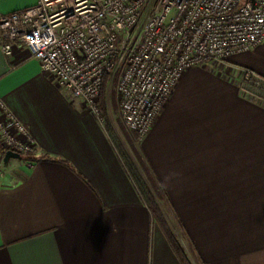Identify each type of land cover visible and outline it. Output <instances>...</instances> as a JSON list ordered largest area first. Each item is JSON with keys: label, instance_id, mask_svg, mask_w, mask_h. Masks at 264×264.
I'll list each match as a JSON object with an SVG mask.
<instances>
[{"label": "crops", "instance_id": "crops-1", "mask_svg": "<svg viewBox=\"0 0 264 264\" xmlns=\"http://www.w3.org/2000/svg\"><path fill=\"white\" fill-rule=\"evenodd\" d=\"M36 2L0 0V15ZM233 56L186 69L138 140L197 264H264V41ZM0 95L36 157L0 168V264H181L103 118L20 41L6 55L0 38Z\"/></svg>", "mask_w": 264, "mask_h": 264}, {"label": "built area", "instance_id": "built-area-1", "mask_svg": "<svg viewBox=\"0 0 264 264\" xmlns=\"http://www.w3.org/2000/svg\"><path fill=\"white\" fill-rule=\"evenodd\" d=\"M0 38L6 55L20 41L101 120L102 85L115 80L120 121L138 141L186 69L223 63L264 41V0H37L0 15ZM242 75L252 79L250 71ZM0 144L34 151L1 95Z\"/></svg>", "mask_w": 264, "mask_h": 264}, {"label": "trees", "instance_id": "trees-1", "mask_svg": "<svg viewBox=\"0 0 264 264\" xmlns=\"http://www.w3.org/2000/svg\"><path fill=\"white\" fill-rule=\"evenodd\" d=\"M114 93H115V80L112 81L111 87H108V80L105 79L100 92V107L102 110V118L105 122V126L111 133L113 141L115 142L117 149L121 155L122 161L129 173L132 182L134 183L139 195L141 196L144 203L150 210L153 221H155L163 230L165 236L167 237L173 251L179 258L181 264H197L192 255L184 249L183 245L179 242L175 234L173 233L168 220L161 204V191L158 188L156 182L154 181L151 170L141 158L138 149L133 142L131 136L123 128L121 124V131L124 134L127 146L131 151V155L119 139L116 130L112 127L113 122L116 123V118L113 119L110 115L111 111L115 110L114 106ZM119 122V121H118ZM134 136V135H133ZM6 149L0 144V155H4ZM23 159H36L32 152L21 154Z\"/></svg>", "mask_w": 264, "mask_h": 264}, {"label": "rangeland", "instance_id": "rangeland-1", "mask_svg": "<svg viewBox=\"0 0 264 264\" xmlns=\"http://www.w3.org/2000/svg\"><path fill=\"white\" fill-rule=\"evenodd\" d=\"M234 58V56L233 57H229L228 59L229 60H232ZM111 87V86H110ZM109 87V88H110ZM113 99H114V106H117V110H118V102H117V95H116V91H115V93H114V97H113ZM111 113H112V111H111ZM112 118H114L113 117V115H110ZM117 120V119H116ZM119 124H121L122 125V123H120V121L118 122V120L116 121V124L113 122V124H112V127L116 130V132H117V134H118V136H119V139L123 142V144H124V146L126 147V149L128 150V152L130 153V155H131V151H130V149H129V147L127 146V142L125 141V137H124V134H123V132L120 130L121 129V127L119 126ZM123 126V128L127 131V132H129L128 134L129 135H131L133 138H134V134H133V132L132 131H130V130H128V129H126L125 127H124V125H122ZM134 143H135V145H136V147H138V141L134 138ZM10 161H19V160H17V159H15V158H10ZM10 163V162H9ZM7 165H9V164H7ZM4 166H6V164L4 165ZM164 196H162L161 195V198H163Z\"/></svg>", "mask_w": 264, "mask_h": 264}, {"label": "water", "instance_id": "water-1", "mask_svg": "<svg viewBox=\"0 0 264 264\" xmlns=\"http://www.w3.org/2000/svg\"><path fill=\"white\" fill-rule=\"evenodd\" d=\"M22 156L20 153L12 151V150H6L3 155V163L6 164L10 158H16L20 159Z\"/></svg>", "mask_w": 264, "mask_h": 264}]
</instances>
